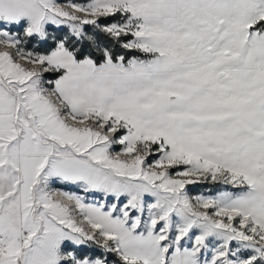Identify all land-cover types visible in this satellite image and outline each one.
Masks as SVG:
<instances>
[{
  "label": "snow or ice",
  "instance_id": "6c2138e0",
  "mask_svg": "<svg viewBox=\"0 0 264 264\" xmlns=\"http://www.w3.org/2000/svg\"><path fill=\"white\" fill-rule=\"evenodd\" d=\"M0 264H264V0H0Z\"/></svg>",
  "mask_w": 264,
  "mask_h": 264
}]
</instances>
